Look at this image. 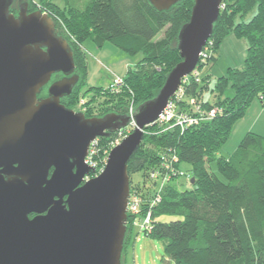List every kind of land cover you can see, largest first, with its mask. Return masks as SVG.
<instances>
[{
    "label": "trees",
    "instance_id": "trees-1",
    "mask_svg": "<svg viewBox=\"0 0 264 264\" xmlns=\"http://www.w3.org/2000/svg\"><path fill=\"white\" fill-rule=\"evenodd\" d=\"M193 2L182 0L170 10L158 12L146 0H64L63 7L51 0H40L35 4L40 9L27 2V12L40 11L51 18L56 34L72 51L75 74L81 85L87 66L78 45L86 40L97 47L110 43L127 55L142 56L123 77L117 94L124 96L112 112L93 114L89 105L95 93L86 99L80 112L85 118H93L128 115L130 107L136 112L140 105L156 96L168 73L181 61L176 49L177 36L189 20ZM14 5L10 12L16 15L17 5ZM252 12L255 13L246 21ZM80 16L84 19L83 26L74 23L73 34L61 29L60 24L65 26L66 18L71 23V19ZM236 17L240 18L237 22ZM160 33L161 38L156 40ZM230 33L246 42L243 68L228 69L226 77L217 81L214 104L202 98L207 77H199L196 82L191 76L183 84L185 101L197 99L204 110L218 111L216 118L183 132L166 126L144 129L140 147L127 167L130 198L137 197L139 203L136 213H126L121 264L133 223L137 220L140 228L146 215L150 216V230L140 228V231L162 241L164 252L174 264H264V137L247 132L237 149L217 162L219 178L209 170L210 162L250 102L259 98L264 103V0H222L208 40L213 53ZM213 59L212 56L209 60ZM227 88L233 92L230 97L226 96ZM89 89L101 96L107 90ZM72 97L73 94L65 100L67 108ZM108 142V138H99L98 153L93 157L101 167ZM173 155L178 160L172 164ZM181 164L189 165V170L183 171ZM172 167L188 178L185 180L190 188L181 185L180 179L184 178L172 177ZM142 170H146L149 186L141 187L130 181L131 174ZM152 174H155L153 180ZM163 179L165 182L160 187ZM165 216L176 219L160 221Z\"/></svg>",
    "mask_w": 264,
    "mask_h": 264
},
{
    "label": "water",
    "instance_id": "water-1",
    "mask_svg": "<svg viewBox=\"0 0 264 264\" xmlns=\"http://www.w3.org/2000/svg\"><path fill=\"white\" fill-rule=\"evenodd\" d=\"M146 1L164 12L182 0ZM13 2L0 0V264H121L128 163L144 129L196 68L222 0H194L177 36L181 61L153 99L132 117L93 118L60 103L80 79L51 18L27 13V4L16 17ZM55 74L64 78L50 83ZM47 85L48 97L38 99ZM131 121L135 128L109 152L103 171L85 181L95 173L84 164L91 144Z\"/></svg>",
    "mask_w": 264,
    "mask_h": 264
},
{
    "label": "rangeland",
    "instance_id": "rangeland-1",
    "mask_svg": "<svg viewBox=\"0 0 264 264\" xmlns=\"http://www.w3.org/2000/svg\"><path fill=\"white\" fill-rule=\"evenodd\" d=\"M59 7H63L64 0H51ZM27 2L29 4H38L40 0H16V12L18 11L19 3L21 4L19 7L20 9L23 5H26ZM33 2V3H32ZM40 5H35L36 9L39 8ZM42 9V8H41ZM255 12H252L250 15L247 16L246 21H248ZM65 14V12H64ZM240 20L239 17H236L235 22ZM84 21L83 17H75L71 19V23L63 21L64 25L61 22V29L64 32H68L73 34L72 29H76L74 23L79 26L78 22L83 26ZM74 26V27H73ZM73 27V28H72ZM82 27H80L81 29ZM68 29V30H67ZM162 33H160L156 40L161 38ZM71 39V38H70ZM82 52L85 54V61H86V77L83 81L82 85L76 87L73 90V97L70 101L71 108L74 112H80L84 110L85 101L88 97L92 96L93 92L95 93L91 98V111L94 114L96 112L104 113V112H112L111 110L119 103V99L123 94H117V90L120 89L119 87L115 90L111 89L110 85L113 83L114 78H122L125 76L127 71L134 66L137 65L139 62V57L137 56H130L126 53L122 52L121 50L117 49L110 43H104L101 47H97L93 42L90 40L84 41L80 47ZM247 45L245 40L237 38L234 33H230L222 43L219 45L216 52L213 53V60H205L202 63H199L200 68V77H207V82L203 87L202 91V98L204 101L214 104L215 102V92L214 88L217 81L220 78H224L227 75L228 69H237L241 70L243 68V63L245 59ZM138 60V62L136 61ZM129 64V67L126 71V65ZM200 80V78H199ZM89 88H98L106 90L104 96L98 95L100 93L96 92L95 90L90 91ZM117 94V95H116ZM233 94L230 88L226 90V96L230 97ZM126 99V98H125ZM74 100L75 105H72V101ZM84 101V102H83ZM184 107L188 106V102H183L182 104ZM264 108V103L260 101L259 98H254L244 116L239 119L234 125L229 135L228 140L223 145L221 150L218 154L214 157V159L209 164V170L217 175V162L220 158H227L231 155L238 147L241 139L247 132H252L246 130L247 127L253 125V132L254 134L264 137V113L262 116L258 117L259 111ZM264 110V109H263ZM116 112V111H115ZM260 114V113H259ZM257 116V117H256ZM241 124V125H240ZM240 125V127H238ZM240 134V138L236 139V136ZM238 137V136H237ZM181 169L183 171L189 170V165L181 164ZM145 171L142 170L130 175V181L132 184H139L141 187L143 185L149 186L150 183L147 179H145ZM218 176V175H217ZM219 178V176H218ZM180 183L183 188H190V185L187 184L185 179H180ZM176 218L173 217H162L160 221L162 222H169L173 221ZM123 264H174L173 261L166 255L164 252V243L162 241L156 240L152 237L146 236L139 228V222L136 220L133 223V229L131 232V238L129 243L126 245L125 253L123 256Z\"/></svg>",
    "mask_w": 264,
    "mask_h": 264
},
{
    "label": "built area",
    "instance_id": "built-area-1",
    "mask_svg": "<svg viewBox=\"0 0 264 264\" xmlns=\"http://www.w3.org/2000/svg\"><path fill=\"white\" fill-rule=\"evenodd\" d=\"M212 44L207 41L205 47L202 49L199 61L192 73L185 77L181 81V85L178 88V90L175 92L172 98L169 99L163 113L159 116V118L155 121L154 124L150 126H166L169 129L178 128L181 132L190 129L195 128L199 126L200 124H204L206 122H209L216 118L218 115V111L216 110H209L206 111L201 106L200 102L195 98H189L188 99V106L184 107L182 104L183 102H186L185 92L183 88V84L188 82L189 78L192 76L196 82L199 81L200 77V71L198 70L199 63H202L205 60H209L213 56V52L211 51ZM113 83L110 85L111 89L115 90L118 87L120 88L123 84L122 78H114ZM134 110L132 107L128 110V115L133 116ZM135 128V124L133 121L130 122V124L127 127L121 128L118 131L114 132L109 138L108 142V150L105 152V155L103 156V166H99V164L94 161L93 157L97 155L98 153V140L97 138L90 146L88 155L84 160V164L88 167L92 168L94 170V174L90 175L85 178V181H88L91 178L96 177L99 175L104 168V165L106 163V158L109 154V152L120 144V142L126 138L131 131ZM177 157L175 155L172 156V164L177 162ZM179 177L184 178V174L182 172L174 171L172 167V177ZM152 180L155 178V174H152L150 176ZM188 181V178H184ZM163 182H165V179L162 180L160 187L163 186ZM138 199L137 197L130 198V194L128 197V203H127V209L126 213L128 211L132 212L133 214L138 211ZM140 228L142 231H149L150 230V216L146 215V217L142 220L140 224Z\"/></svg>",
    "mask_w": 264,
    "mask_h": 264
},
{
    "label": "flooded vegetation",
    "instance_id": "flooded-vegetation-1",
    "mask_svg": "<svg viewBox=\"0 0 264 264\" xmlns=\"http://www.w3.org/2000/svg\"><path fill=\"white\" fill-rule=\"evenodd\" d=\"M13 3H15V5H16V0H14V2ZM14 5V6H15ZM21 4L19 3V6H20ZM18 6V11H17V13H16V17H17V15H18V13H19V11H20V7ZM27 13H30V12H27ZM64 77L61 75V74H55V75H53L52 76V78H51V82L50 83H52V82H56V81H60V80H62ZM80 84H78V85H76L74 88H73V90L76 88V87H78ZM49 86L50 85H47V86H45L43 89H42V91L40 92V94L38 95V99H45V98H47L48 97V88H49ZM73 90H72V92H71V94L68 96V97H64V98H62L61 100H60V103L62 104V105H64L65 106V100L66 99H68V98H70L71 96H72V94H73ZM66 107V106H65ZM69 109H71V108H69ZM50 173H52V170H51V172ZM32 216H30V218H31Z\"/></svg>",
    "mask_w": 264,
    "mask_h": 264
},
{
    "label": "crops",
    "instance_id": "crops-1",
    "mask_svg": "<svg viewBox=\"0 0 264 264\" xmlns=\"http://www.w3.org/2000/svg\"><path fill=\"white\" fill-rule=\"evenodd\" d=\"M140 59H141V57H139L138 60H140ZM138 60H136V61L138 62ZM129 67H131V65L127 64V65H126V71H127V69H128ZM263 109H264V108H263ZM263 109H262L261 111H259L260 114L258 113V115H259L258 117L262 116V114L264 113V110H263ZM244 117H245V116H244ZM256 117H257V116H256ZM240 125H241V124H240ZM240 125H239L238 127H240ZM253 125H254V124H253ZM253 125H250V126L248 127V126L245 124V126L247 127L246 130H248V131H252V132H253ZM237 136H238V137H237ZM237 136H236V139H237V138H240L241 135L238 134ZM237 140H239V139H237Z\"/></svg>",
    "mask_w": 264,
    "mask_h": 264
},
{
    "label": "bare ground",
    "instance_id": "bare-ground-1",
    "mask_svg": "<svg viewBox=\"0 0 264 264\" xmlns=\"http://www.w3.org/2000/svg\"><path fill=\"white\" fill-rule=\"evenodd\" d=\"M132 131H133V130H132ZM132 131H131V132H132ZM112 134H113V133H111L110 136H111ZM110 136H109V137H110Z\"/></svg>",
    "mask_w": 264,
    "mask_h": 264
}]
</instances>
